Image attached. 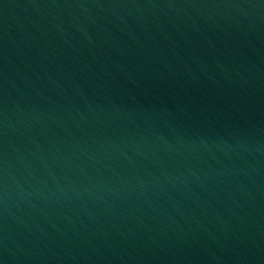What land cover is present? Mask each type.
Listing matches in <instances>:
<instances>
[{"label": "water", "instance_id": "1", "mask_svg": "<svg viewBox=\"0 0 264 264\" xmlns=\"http://www.w3.org/2000/svg\"><path fill=\"white\" fill-rule=\"evenodd\" d=\"M0 264H264V0H0Z\"/></svg>", "mask_w": 264, "mask_h": 264}]
</instances>
